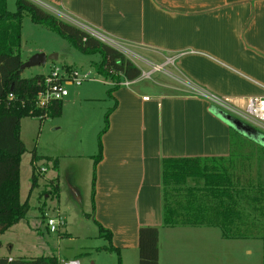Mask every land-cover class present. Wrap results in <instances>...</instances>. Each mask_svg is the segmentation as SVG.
I'll use <instances>...</instances> for the list:
<instances>
[{
  "label": "crops",
  "instance_id": "obj_1",
  "mask_svg": "<svg viewBox=\"0 0 264 264\" xmlns=\"http://www.w3.org/2000/svg\"><path fill=\"white\" fill-rule=\"evenodd\" d=\"M46 1L53 10L93 31L137 47L153 59L144 57L151 64L171 65L175 70L171 72L176 83L156 81L154 86L143 87L140 77L111 93L113 83L106 80V98L111 104L106 113L117 105L101 136L102 159L95 163L96 152L88 156L95 173L93 213L89 216L111 232L108 246L119 251H110L119 254L122 264H129L128 260L139 264L142 227L159 228V264H165V248L170 254L177 247L180 252L203 250L198 242L193 246L186 240L205 237L203 233L184 230L190 226L163 225L162 162L230 157L232 126L219 112L237 118L189 86L239 107L248 98H264V0ZM155 58L159 64L154 63ZM104 126L105 115L98 134ZM243 138L264 148L242 134ZM261 164L257 159L256 166L263 167ZM237 172L243 173L241 164ZM52 180L55 178L49 177L47 184ZM166 235L170 239L164 247Z\"/></svg>",
  "mask_w": 264,
  "mask_h": 264
},
{
  "label": "rangeland",
  "instance_id": "obj_2",
  "mask_svg": "<svg viewBox=\"0 0 264 264\" xmlns=\"http://www.w3.org/2000/svg\"><path fill=\"white\" fill-rule=\"evenodd\" d=\"M42 1L47 3L46 0ZM16 2L7 0L8 10L16 12ZM116 40L131 51L126 54L143 71H152L141 82L143 87L154 86L153 82L156 81L176 83L174 79L177 78L172 74L175 72L173 66L156 67L144 57L153 59L137 47ZM20 53L24 62L36 53L57 55L56 60L25 68L23 77L44 74L52 67L63 68L67 64L77 70L79 77L89 73V78L81 86L74 83L66 86L68 96L63 99L61 115L47 116L42 122L31 116L21 120V139L27 151L21 156L20 197L21 201L28 202L30 208L26 218L0 235V256L32 258L55 254L60 261L78 259L81 264H120L118 253L103 249L109 245V241L101 236L98 225L89 216L93 213L94 169L93 160L88 156L98 151V127L104 123V115L111 105L106 98L107 81L93 66L94 62L101 60V55L82 53L56 31L34 23L28 13H24L22 21ZM158 62L155 58L154 63ZM153 68L159 70L153 71ZM89 97L94 99L88 100ZM234 145L235 153H238L239 144ZM249 145L254 150L251 161L254 163L248 170L247 162L244 173L237 172V176L244 181L245 188L249 185L260 187L264 185V150L257 148V143L250 141ZM33 154L40 157L37 165L44 171L37 169L38 185L32 189ZM257 159L263 167L256 166ZM49 177L55 180L47 184ZM202 183L203 180L198 178H188L186 181L187 186H199L196 184ZM50 218H63L66 220L65 225L59 231L51 232L47 226ZM259 222L263 225L264 219ZM184 230L192 233L196 230L204 234L205 237L195 235L196 238L186 239L187 244L193 246L198 242L203 250L180 252L177 247L170 254V250L165 248V264L180 260L186 264H263L262 238H223L218 227L199 226L193 229L190 226ZM260 233L262 236L264 231ZM168 238L166 235L163 240L164 247L168 245ZM128 263L132 264L130 260Z\"/></svg>",
  "mask_w": 264,
  "mask_h": 264
},
{
  "label": "trees",
  "instance_id": "obj_3",
  "mask_svg": "<svg viewBox=\"0 0 264 264\" xmlns=\"http://www.w3.org/2000/svg\"><path fill=\"white\" fill-rule=\"evenodd\" d=\"M16 3L18 9L12 12L8 10L7 0H0V235L26 218L30 208L28 202L21 201L20 197L21 156L27 151L21 139V120L31 116L39 118L42 122L47 116H59L63 111V100L53 102L47 109L36 104L45 74L29 78L22 76L21 65L24 61L20 47L24 13H28L34 23L43 24L56 31L82 53H99L101 60L94 62L93 66L97 73L113 83L110 93L120 88L126 80L139 79L143 73L132 57L81 26L31 0H17ZM63 68L70 72L73 66L64 64ZM116 105L105 114V126L98 136L95 163L102 159L101 136L109 128V116ZM231 134L232 153L229 158L163 159L165 227H218L223 238L257 237L262 238L264 242V233L262 236L260 233L264 231V223L262 225L259 222L264 219V185H249L250 187L245 188L244 181H241L236 173L239 164L244 173L247 162L249 165L246 169L249 170L254 150L249 145V140L241 139V132L232 127ZM235 143L240 147L238 153H235ZM39 158L36 154L31 158L32 189L38 185ZM55 162L57 165V160ZM188 178L202 179L203 185L187 186ZM98 225L101 235L110 239L111 232ZM159 234L158 227L140 228L139 264H159ZM103 249L119 251L113 246ZM0 264L61 263L58 256L52 254L32 258L0 256Z\"/></svg>",
  "mask_w": 264,
  "mask_h": 264
},
{
  "label": "built area",
  "instance_id": "obj_4",
  "mask_svg": "<svg viewBox=\"0 0 264 264\" xmlns=\"http://www.w3.org/2000/svg\"><path fill=\"white\" fill-rule=\"evenodd\" d=\"M31 1L41 5L42 7L50 11L56 12L62 18H65L66 20L71 21L81 26L85 30L94 34L96 37H98L102 41L109 43L110 45L122 50L123 52L127 53L130 51L121 42L114 40L113 38H109L96 31H93L88 26H85L84 24H81L79 22H76L73 19L68 18L67 16L63 15L61 12H57L53 10V8L47 5V3H45L44 1L42 0H31ZM154 66L157 67V65H154ZM155 70H159V69L153 68V71ZM151 73L152 71L151 72L143 71L141 77L142 78L149 77ZM88 78H89V73L84 75L83 77H79L78 72L75 69L68 72L64 68H59L56 66L52 67V69L48 73L45 74L43 87L37 94V97H36L37 106L47 109L51 104H53V102L58 101V100H63L66 96H68V90L66 86L72 83L79 86L82 84L84 80ZM131 82L132 81L126 80L122 83V85L123 84L129 85ZM189 87H191V90L193 92L209 99L214 105H216L221 110H224L226 113L233 115L238 120L247 122L248 124L264 132V98L262 97L248 98L246 100L245 106L239 107V106H236L235 104H232L226 98H220L218 96L209 95L205 93L203 90L195 88L194 86H189ZM64 225H65V220L63 218H59V219L50 218L48 219V222H47L48 229L51 232L59 231L60 228ZM60 263L61 264H81L78 259L61 260Z\"/></svg>",
  "mask_w": 264,
  "mask_h": 264
},
{
  "label": "water",
  "instance_id": "obj_5",
  "mask_svg": "<svg viewBox=\"0 0 264 264\" xmlns=\"http://www.w3.org/2000/svg\"><path fill=\"white\" fill-rule=\"evenodd\" d=\"M57 55H49L47 56L45 53H36L32 55L27 61L23 62L21 65V70H24L28 67L38 66L41 64H45L48 60H56ZM219 116L225 120L229 125H231L233 128L241 132L244 136L248 138H252L255 141L259 142L264 146V136L259 134L254 128H252L249 125H246L242 121L235 119L229 115H225L222 112H219Z\"/></svg>",
  "mask_w": 264,
  "mask_h": 264
}]
</instances>
